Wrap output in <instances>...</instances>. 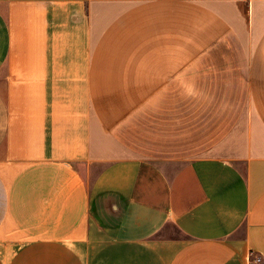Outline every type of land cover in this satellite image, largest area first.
<instances>
[{"label":"crops","instance_id":"0c3cea01","mask_svg":"<svg viewBox=\"0 0 264 264\" xmlns=\"http://www.w3.org/2000/svg\"><path fill=\"white\" fill-rule=\"evenodd\" d=\"M264 264V0H0V264Z\"/></svg>","mask_w":264,"mask_h":264},{"label":"built area","instance_id":"2783aa9c","mask_svg":"<svg viewBox=\"0 0 264 264\" xmlns=\"http://www.w3.org/2000/svg\"><path fill=\"white\" fill-rule=\"evenodd\" d=\"M260 258L258 257L257 259H251L250 264H259Z\"/></svg>","mask_w":264,"mask_h":264}]
</instances>
